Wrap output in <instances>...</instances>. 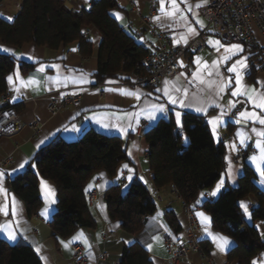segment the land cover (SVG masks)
Wrapping results in <instances>:
<instances>
[{
  "label": "crops",
  "instance_id": "obj_1",
  "mask_svg": "<svg viewBox=\"0 0 264 264\" xmlns=\"http://www.w3.org/2000/svg\"><path fill=\"white\" fill-rule=\"evenodd\" d=\"M66 1L72 10L81 12L90 9L96 0ZM117 1L118 8L111 11L112 16L117 20L121 28L131 34L136 42L147 49L149 53L157 50L159 47L158 39L150 32L152 28L157 33L165 34L173 46H179L191 42L208 24L207 20L202 17L200 10L203 6L207 5L209 0L206 3H204V0H185L184 3H181V0H177L183 16L187 18L186 20L180 19L179 13L175 18L162 16L159 0ZM196 4H202L203 6L197 8ZM188 5H191V11L188 10ZM7 6L0 9V17L11 23L14 21V13H18L21 6L19 0H11V3H8ZM165 7L166 10L170 9L167 0ZM116 14H119L122 19H118ZM157 16H160L161 19L156 20L155 17ZM197 19L203 22V26L196 23ZM189 26L194 28L198 35L188 34ZM141 27H143V30L140 29ZM84 32L93 40V54L90 58H83L81 56L79 41H75L60 50H50L32 44H26L18 48L0 41V54L11 55L18 59L13 72L7 76V78L13 76V82L10 83L7 78L6 82L9 103L16 108L22 122V126L17 133L0 137V164L9 161L8 164L2 168L0 167V171H3L5 174L4 188L8 193L9 201V214L8 216L0 214V225L10 223L17 235V239L11 241L7 238L6 234L0 233V239L10 245L29 243L33 246L40 259L41 257L46 258L44 260L41 259L43 264H74L72 245L76 243L83 246L88 257L87 264H120L124 247L139 241L148 251L154 264H168L171 253L164 241V234L168 233L174 239L189 242L192 239L189 235L192 223L184 201L174 191L173 187L168 186L161 190L156 188L148 157L150 148L143 135L154 127L159 120L168 118L170 115H173L176 121V112L181 113V122L179 125L177 124L178 127H181L183 115L185 113H193L204 116L208 124L209 120L217 117L220 118L221 122L217 125L216 134L213 137L216 143H223L225 145L227 167L214 187L210 191L202 193L199 202L190 205L194 210L197 224L194 239L200 244L208 242L211 245L208 256L206 257L200 252H192L188 257L182 258L178 264H238L237 262L228 261L227 256L236 242L229 236L214 230L212 218L201 208V204L206 200L218 198L226 185L236 187L247 167L255 172L257 176L256 184L264 191V185L259 183L260 177L255 170V166L249 160L250 156L256 154V150L252 146L255 136L253 135L252 140L249 141L248 147L241 148L236 135L237 131L240 130L248 131L251 135V122H248L247 127H245L243 120L239 124L236 123V120L239 119L238 112L245 111L246 109L252 111L253 107L247 102L246 97L231 95V92L236 87L235 74L228 71V68L236 60L247 57V67L242 71V85H247L249 88L255 87L257 92L264 91L261 84L257 83L258 81L264 82V71L259 72L256 70L254 75L251 76L254 66V53L241 44L244 49L243 52L232 56L227 62L219 64L218 70L221 76L225 80L231 79L230 86L225 92L219 94H217L215 88H208L205 85L197 86L196 82L189 83V81H192V74L197 71V64L195 62L197 57L201 58V63L206 62L211 66L213 61H219L225 55L224 48H220L217 51L215 47L208 43L209 40H219L225 46L240 44L225 42L211 32L208 34L205 51L197 55L188 53L181 62L183 64L181 71L174 78L165 79L163 84L158 88L129 85L130 81L126 80L127 77L125 76L122 78H109L100 83L97 81L95 74L98 71V57L102 36L94 27L85 28ZM254 33L258 42L264 44L260 32L254 29ZM182 35H187V43L185 44L182 40L179 43H174V38L179 40ZM5 48L9 49V51L4 52L2 49ZM73 49H76V51H73ZM21 62L34 64V67L27 72H23L20 67ZM42 65L45 67V70L40 72L38 70ZM52 65H59V70L53 68ZM17 73L19 74V79H16ZM82 74L87 80L85 83H79ZM204 75L209 80L218 79L215 75L207 76L206 72ZM30 78L36 80L38 83L28 84L27 82ZM177 78L179 79L177 80ZM166 80L176 81L182 88L187 87L188 99L191 100L193 94L198 96L203 101L206 112H197L194 110V107L182 108L169 103L162 91ZM109 81H112V83H109ZM121 89L131 92L138 91L140 93V100L122 95ZM157 89H161V91H157ZM72 95L80 96V105L75 106L65 103L64 99ZM230 101L235 102L236 106L234 108L229 107ZM209 102H211V106H208ZM52 103L56 105V114H52L49 111ZM240 103L246 104L243 110H237ZM2 104L1 99L0 107ZM153 104H163L166 111L164 113L157 112V118L149 120L148 111H151L150 106ZM142 109H146L147 111H141ZM222 111L223 115H221ZM255 111L259 112V109H255ZM135 113H139V116H128V114ZM35 119H39L41 123L39 132H35L31 128V124ZM73 126L79 128L80 131L73 132L71 130ZM209 127L213 134V126L209 124ZM89 129L102 135L122 138L131 162L123 163L113 178L106 172L100 171L88 182L85 191L96 192L95 200L89 203L88 206L90 215L96 223V228L79 229L68 239L55 238L52 235L50 223L58 204V188L56 184L48 179H40L39 190L42 207L37 214L29 217L24 201L8 186V179L23 174L33 162L37 152L55 137L61 136L66 141L74 142L79 140ZM120 129H124V131ZM233 143L237 145L238 151H232L230 146ZM229 160H231L233 169V177L231 179L227 175ZM24 161L28 163L21 168L20 165ZM125 165H127V168L124 167ZM129 169L132 170L131 173H129ZM130 174L132 175L131 181L127 179ZM135 179L146 185L157 204V210L148 219L144 229L138 235H131L122 230L120 221L111 219L105 195L107 190L114 184L121 185L123 191H127ZM222 179L224 183L220 191L215 196L211 195ZM41 181H45L55 191V204H52L46 198L41 187ZM90 184L92 185L91 188H89ZM13 196L19 204L18 215L15 218L11 215V198ZM242 201L247 203L251 215V219H249L244 214L246 221L254 225L264 242V220L254 221L251 214L256 200L253 197H248ZM3 202L4 197L0 195V203ZM46 210L47 215H42ZM166 213H172L176 216L177 222L180 225L179 232H175L170 227L166 220ZM198 213H203L209 220L202 222L197 215ZM79 233H83V238L71 242L73 241V237ZM208 233H211V235ZM213 235H221L231 241L230 246L225 252H220L217 249L212 239ZM84 238H86L87 246ZM65 243L69 244L67 248L64 247ZM149 245H151V250H149ZM37 249L40 250L39 253ZM104 253H107V258H103ZM256 261L257 264H264V250Z\"/></svg>",
  "mask_w": 264,
  "mask_h": 264
},
{
  "label": "trees",
  "instance_id": "obj_2",
  "mask_svg": "<svg viewBox=\"0 0 264 264\" xmlns=\"http://www.w3.org/2000/svg\"><path fill=\"white\" fill-rule=\"evenodd\" d=\"M19 2L21 9L14 13L13 22L0 17L2 43L18 48L32 44L60 50L79 41L81 56L90 58L93 40L84 29L94 27L102 36L95 74L98 82L123 76L131 81V74L141 71L142 61L149 52L112 16L111 11L118 8L117 0H96L90 9L81 12L72 10L66 0ZM8 3L11 0H0V9ZM17 62L14 56L0 54V100L8 93L6 78ZM20 67L27 72L34 64L21 62ZM255 72L254 65L251 76ZM143 137L150 148L148 157L156 188L173 187L185 205L199 202L200 195L210 191L226 170L225 145L216 143L204 116L185 113L182 126L178 127L170 115L159 120ZM125 162L131 159L122 138L89 129L74 142L55 137L37 152L23 174L8 179V186L24 201L27 214L32 217L42 207L40 179L53 181L58 188V204L50 223L52 235L68 239L79 229L96 228L85 197L90 179L100 171L113 178ZM256 180L255 172L247 167L236 187L226 185L218 198L201 204L211 216L214 230L236 242L227 254L230 262L252 264L264 250L259 232L246 221L240 207L242 200L253 197L256 204L251 211L252 219L264 220V191ZM105 198L111 219L120 221L122 230L131 235H138L157 210L148 188L137 179L127 191L121 185H112ZM165 216L170 227L179 232L176 216L172 213ZM200 246L207 257L211 245L204 242ZM0 264L43 263L29 243L10 245L0 239ZM120 264L154 263L144 245L137 241L124 247Z\"/></svg>",
  "mask_w": 264,
  "mask_h": 264
},
{
  "label": "built area",
  "instance_id": "obj_3",
  "mask_svg": "<svg viewBox=\"0 0 264 264\" xmlns=\"http://www.w3.org/2000/svg\"><path fill=\"white\" fill-rule=\"evenodd\" d=\"M200 13L208 24L186 45L173 46L165 34L157 33L153 28L150 29V32L158 39L159 47L144 57L141 71L131 74L129 85L158 88L165 79L174 78L181 71V62L188 53L197 55L205 51L210 32L225 42L245 45L254 53L256 70L264 71V44L258 42L254 33V29H257L264 40V0H209L207 5L201 8ZM140 29L143 30V27ZM1 99L6 106L0 107V137L14 135L22 126L20 116L16 108L9 103L8 95H4ZM64 101L78 106L81 98L78 95H72ZM245 107V103H240L237 110H243ZM49 111L52 114L57 113L55 103L51 104ZM31 128L39 132L40 120L35 119ZM8 163L9 161H5L0 164V167ZM85 197L89 203H92L96 198V192L85 191ZM185 207L192 223L189 231L192 239L184 242L174 239L168 233L164 234V241L171 253L168 264H178L182 258L188 257L192 252L203 254L200 244L194 239V232L197 229L194 210L188 205ZM72 252L74 264H87L88 257L81 244H73ZM107 256V253L103 254V258Z\"/></svg>",
  "mask_w": 264,
  "mask_h": 264
},
{
  "label": "snow or ice",
  "instance_id": "obj_4",
  "mask_svg": "<svg viewBox=\"0 0 264 264\" xmlns=\"http://www.w3.org/2000/svg\"><path fill=\"white\" fill-rule=\"evenodd\" d=\"M166 0H159L160 4V12L162 16L168 17V18H175L177 14H180V19L186 20L187 18L183 16L182 10L177 3V0H167L168 4L170 5V9L166 10L165 7ZM185 0H181V3H184ZM207 0H204V3H206ZM202 4H196V7H202ZM188 10L191 11V5H188ZM118 19H122L119 14H116ZM156 20H160L161 17L157 16L155 17ZM196 23L203 26V22L199 19L196 20ZM188 34L191 35H198V33L195 31L194 28L190 27L188 28ZM183 41L185 44L187 43V35H182L179 40H176L174 38V43H179L180 41ZM208 43L216 48L217 51L220 50V48H224L225 55L220 58L219 61H213L211 66H209L206 62L201 63V58L197 57L195 62L197 64V71L192 74V81H189V83L196 82L197 86L199 85H205L208 88H215L217 94L225 92V90L230 86L231 79L225 80L224 77L221 76V73L218 70V66L222 62H227L231 59L232 56L238 55L239 53L243 52V46L241 44H231L228 46H225L221 44L219 40H209ZM4 52H8L9 49L5 48L2 49ZM73 51H76V49H73ZM31 59V57H29ZM247 57H243L242 59L236 60L231 67L228 68L229 72H232L235 74V89L231 92L232 96H244L246 97V100L248 103H250L253 107L252 111H248L247 109L245 111L238 112L239 119L236 120V123H241V120L245 122V127H247L248 122H251V135L248 131L240 130L237 131L236 135L239 140V146L241 148H246L249 146V141L252 140L253 135L255 136V140L253 143V147L256 150V154L249 157L250 162L255 166V170L258 173L260 180L259 183L264 185V91L257 92L255 87L249 88L247 85H242L243 81V74L242 71L247 67ZM181 66L183 64L181 63ZM53 68H56L59 70V65H52ZM45 70V67L42 65L38 71L43 72ZM206 72L207 76H213L215 75L218 77V79L215 80H209L205 78L204 73ZM183 75V73H181ZM8 81L10 83L13 82V76H9ZM16 79H19V74H16ZM179 78H177L178 80ZM87 82L86 78L81 76V79L79 83H85ZM28 84H36L38 83L34 79H29L27 82ZM109 83H112V81H109ZM258 84H261V87L264 88V82H257ZM157 91H161V89H157ZM163 95L167 97L168 102L174 105H178L179 107H194V110L197 112H206V107L202 100L199 99L198 96L193 94V97L191 100L188 99V88L187 87H180L179 84L176 81H165L164 87L162 89ZM122 95L131 96L134 97L136 100H140V93L137 92H131L127 90H120ZM187 101V103H186ZM211 106V102H209V105ZM236 106L235 102L230 101L229 107L234 108ZM151 111H148V119L149 120H155L156 113H164L166 111L165 106L163 104H153L150 106ZM255 109H259V112L255 111ZM141 111H147L146 109H142ZM132 115L139 116V113L135 114H128L129 117ZM223 115V111L221 113ZM176 122L179 125L181 122V113L176 112ZM220 118L217 117L215 119L209 120V124L213 126V135L216 134V127L220 123ZM259 125V127H257ZM73 132H79L80 129L76 126H73L71 129ZM121 131H124V129H120ZM43 143V141H41ZM39 147V145H38ZM232 151H238L237 145L233 143L231 146ZM27 161H24L20 167L23 168L25 164H27ZM228 169H227V175L231 179L233 177V169L231 166V160L228 161ZM34 166V165H33ZM127 168V165L124 166ZM129 173L132 172L131 169L128 170ZM4 172L0 171V195L4 197V202L0 203V214L4 216H8L9 214V201H8V193L6 189L4 188ZM127 179L129 181L132 180V175H128ZM143 179V177H141ZM146 182V181H145ZM223 179L220 181V183L217 185L216 190L211 193V195L215 196L217 192L220 191V188L223 186ZM41 187L42 190L45 193V196L52 204L56 203L55 200V191L45 182L41 181ZM92 185H89V188H91ZM127 187V185H126ZM87 191V190H86ZM240 207L243 209L244 214L248 216L249 219H251V215L249 213V208L247 203L241 202ZM19 210V204L16 198L13 196L11 198V215L15 218L18 215ZM42 215H47V210L42 213ZM198 217L202 220V222H207L209 220L208 217L204 216L203 213H198ZM207 229V226H206ZM0 233H4L7 235V238L11 241H15L17 239L16 232L13 230L11 224H5L0 225ZM211 235V233H208ZM83 238V233H79L77 236L73 237L74 242L78 239ZM213 242L216 244L217 249L220 252H225L228 247L231 244V241L224 236L221 235H213L212 236ZM85 244H86V238H84ZM69 242V243H71ZM63 243V242H62ZM69 246L68 243L64 244V247L67 248ZM87 246V244H86ZM149 250H151V245L148 246ZM39 249H37V252L39 253ZM42 260L46 259L45 257H41ZM252 264H257V261H253Z\"/></svg>",
  "mask_w": 264,
  "mask_h": 264
}]
</instances>
